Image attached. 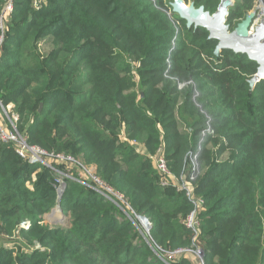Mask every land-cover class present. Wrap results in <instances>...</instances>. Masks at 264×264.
<instances>
[{
	"label": "trees",
	"instance_id": "trees-1",
	"mask_svg": "<svg viewBox=\"0 0 264 264\" xmlns=\"http://www.w3.org/2000/svg\"><path fill=\"white\" fill-rule=\"evenodd\" d=\"M169 1L15 0L0 31V103L30 146L96 166L151 223V244H195L204 264H264V80L249 93L255 60L215 56L218 41L187 29ZM184 1L210 14L219 5ZM252 1H235L229 28ZM158 148L174 179L198 153L197 235L184 225V193L161 185ZM53 179L0 140V264H164L113 203L77 182L66 180L60 201L70 223L47 224Z\"/></svg>",
	"mask_w": 264,
	"mask_h": 264
},
{
	"label": "built area",
	"instance_id": "built-area-1",
	"mask_svg": "<svg viewBox=\"0 0 264 264\" xmlns=\"http://www.w3.org/2000/svg\"><path fill=\"white\" fill-rule=\"evenodd\" d=\"M260 6L256 9L258 15L253 25H250L248 33L255 35L259 26L264 25V1L259 0ZM15 0H6L2 11L0 12V31L4 30V22L6 17L12 12ZM254 13V12H253ZM263 23V25H259ZM255 29V32H254ZM2 35L0 36V47L2 44ZM259 62V61H258ZM261 64L259 62V73ZM261 79H264L261 77ZM15 116H10L7 109H5L0 103V140L3 143L10 144L14 147L16 155L23 161L44 167L53 173V188L55 193V205L51 210V223L53 221L61 222L64 224L70 223V216L64 214L60 208V201L66 188V179L74 181L82 185L83 187L93 191L100 195L107 201L113 203L137 228L139 234L144 238L147 244L153 249L154 254L164 264H177L183 258H190L194 260V264L203 263V252L195 244L191 248H178L175 250H162L157 245L151 244L150 230L151 223L145 217L135 214L125 199L113 189L105 184L97 175V167L94 165H85L80 160L75 159L71 155H65L63 153L47 152L46 150L37 147L30 146L25 138L17 131L15 127ZM197 157L198 153H191L187 160L185 170L181 173L179 179H174L167 166L165 157L163 156L161 148L157 149L156 155L152 157L153 166L157 171L161 185L165 186L169 183L176 188L177 191L184 193L192 206V210L189 212L184 220L185 228L191 230L197 235V212L202 206L201 199H195L193 197L192 181L195 179L197 172ZM76 173V178L69 175ZM170 184V185H171ZM53 220V221H52ZM29 224L24 222L20 224V228L27 229Z\"/></svg>",
	"mask_w": 264,
	"mask_h": 264
},
{
	"label": "water",
	"instance_id": "water-1",
	"mask_svg": "<svg viewBox=\"0 0 264 264\" xmlns=\"http://www.w3.org/2000/svg\"><path fill=\"white\" fill-rule=\"evenodd\" d=\"M168 4L171 13L185 21L187 29L192 28L196 30L198 28H204L209 33L208 39H215L218 41L213 51L215 56L224 49L232 50L234 53H241V51L237 52L232 49V47L237 45L238 41L247 38L248 29L254 18L253 12L247 13L244 19L236 25L234 30L228 33L229 25L226 24L225 17L228 15V8L233 5V2L229 0H220L217 10L213 14L206 12L203 6L195 7L194 2L186 4L184 0H170ZM213 20H216L217 23L215 24ZM245 53L249 59H252L247 52ZM260 76L258 71L247 80L249 93H251L255 85L260 82ZM41 107L42 105H40L39 111ZM53 224L63 225L61 222H53Z\"/></svg>",
	"mask_w": 264,
	"mask_h": 264
},
{
	"label": "rangeland",
	"instance_id": "rangeland-1",
	"mask_svg": "<svg viewBox=\"0 0 264 264\" xmlns=\"http://www.w3.org/2000/svg\"><path fill=\"white\" fill-rule=\"evenodd\" d=\"M235 1H236V0H233V1H232V2H233V5L230 6V7L228 8V15H229V11H230V9H232V8L234 7ZM219 3H220V0H219ZM252 3H253V5H252V9H251L248 13H250V12H254L255 15H256V14L258 15V12H256V9L259 8V6H260V2H259V0H253ZM215 12H216V11H215ZM228 15L225 17L226 20H227ZM256 17H257V16H256ZM256 17L253 18L251 25H253V22L255 21ZM258 24H259V25H263V23L260 24V21L258 22ZM235 27H236V26H235ZM235 27H234V28H235ZM234 28H229V29H228V33L232 32V31L234 30ZM254 32H255V29H254ZM257 35H258L257 42H256V46L254 47V52H256V53H253V54H255L256 57H252L251 54H250V56H251L252 59H254L255 61H259V62H260V64L262 65L263 73H264V59H262V55H261V53H262L263 56H264V52H262V50L264 49V48H263V47H264V45H263V44H264V35H263L262 30H258V33H257V31H256V34L253 35L252 37H255V36L257 37ZM260 36H261V37H260ZM262 41H263V42H262ZM262 48H263V49H262ZM261 49H262V50H261ZM262 80H264V79H262ZM7 109H8L7 111H9V108H7ZM138 151H140V150H138ZM69 176H71V177H73V178H76V173L73 174V175H69ZM66 180H68V179H66ZM50 216H51V211H50L48 214H46V215L44 216V218H45V221H46L47 224L53 226V225H54L53 222H56V221H53V220H52L53 222L51 223Z\"/></svg>",
	"mask_w": 264,
	"mask_h": 264
},
{
	"label": "bare ground",
	"instance_id": "bare-ground-1",
	"mask_svg": "<svg viewBox=\"0 0 264 264\" xmlns=\"http://www.w3.org/2000/svg\"><path fill=\"white\" fill-rule=\"evenodd\" d=\"M229 1H233V0H229ZM264 1V0H263ZM214 22H215V24L217 23V21L216 20H213ZM258 30H262V32H263V35H264V25L263 26H259L258 27V29H257V33H258ZM261 37V36H260ZM257 38H258V35H257V37L255 36V37H249V36H247V38H245V39H242L241 41H238V43H237V45H235L234 47H232V49H234L235 51H237V52H239V51H241V53H245V52H247L249 55L251 54L252 55V57H256L255 56V54H253V53H256V52H254V47L256 46V42H257ZM263 42V41H262ZM264 45V44H263ZM264 48V47H263ZM262 48V49H263ZM261 49V50H262ZM262 52H264V49L262 50ZM240 53V52H239ZM246 54V53H245ZM261 55H262V59H264V56H263V54L261 53ZM251 57V56H250ZM251 57V58H252ZM259 75H261L260 76V78L262 77V78H264V73H263V70H262V65H261V67H260V73H259ZM51 217H53V216H51Z\"/></svg>",
	"mask_w": 264,
	"mask_h": 264
},
{
	"label": "clouds",
	"instance_id": "clouds-1",
	"mask_svg": "<svg viewBox=\"0 0 264 264\" xmlns=\"http://www.w3.org/2000/svg\"><path fill=\"white\" fill-rule=\"evenodd\" d=\"M241 54H243V53H241ZM248 57V56H247ZM250 60H252V59H250ZM254 61V60H253ZM257 64H258V69H259V62L258 61H255ZM259 70H257V72H258ZM262 80V79H261Z\"/></svg>",
	"mask_w": 264,
	"mask_h": 264
}]
</instances>
